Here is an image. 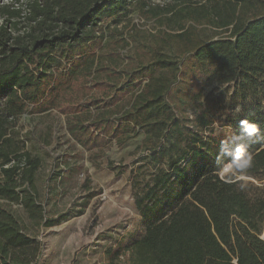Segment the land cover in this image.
Here are the masks:
<instances>
[{
    "label": "trees",
    "instance_id": "16d2710c",
    "mask_svg": "<svg viewBox=\"0 0 264 264\" xmlns=\"http://www.w3.org/2000/svg\"><path fill=\"white\" fill-rule=\"evenodd\" d=\"M54 112L96 169L142 136L129 164L108 163L128 172L141 226L108 264H264V0L0 5V264L42 254L15 206L37 229L58 225L46 206L64 170L39 185L20 124ZM245 119L260 134L243 141L251 166L234 175L221 148Z\"/></svg>",
    "mask_w": 264,
    "mask_h": 264
},
{
    "label": "rangeland",
    "instance_id": "374dc122",
    "mask_svg": "<svg viewBox=\"0 0 264 264\" xmlns=\"http://www.w3.org/2000/svg\"><path fill=\"white\" fill-rule=\"evenodd\" d=\"M153 2L163 4L165 0ZM24 4L25 0H0L1 6ZM130 18L143 30L155 31L153 19L144 20L137 11ZM20 124L31 138L29 147L42 160L39 185L45 187L51 175L64 170L61 191L50 197L46 206L47 216L56 219L58 225L37 229L21 207H14L30 234L42 245L37 264H108L106 252L110 248L127 243L141 233L128 172L118 175L108 163L115 167L129 164L142 136L122 151L112 147L96 169L89 161V154L68 134L64 116L56 112L46 116L26 114ZM217 134L229 136L230 131L221 130ZM229 170L230 166L226 167L223 174Z\"/></svg>",
    "mask_w": 264,
    "mask_h": 264
},
{
    "label": "clouds",
    "instance_id": "9594fccd",
    "mask_svg": "<svg viewBox=\"0 0 264 264\" xmlns=\"http://www.w3.org/2000/svg\"><path fill=\"white\" fill-rule=\"evenodd\" d=\"M259 134L260 128L256 123L249 122L246 119L241 120L240 134L231 138V142L235 146L232 148H228L222 144L221 151L225 157L230 158L229 163L231 164V168L235 170L233 172L234 175L236 174V172L243 173L244 170L251 166V157L246 156L247 144L243 141ZM225 167H227V165H225ZM241 187H243V185H241Z\"/></svg>",
    "mask_w": 264,
    "mask_h": 264
},
{
    "label": "bare ground",
    "instance_id": "6f19581e",
    "mask_svg": "<svg viewBox=\"0 0 264 264\" xmlns=\"http://www.w3.org/2000/svg\"><path fill=\"white\" fill-rule=\"evenodd\" d=\"M229 167V166H228Z\"/></svg>",
    "mask_w": 264,
    "mask_h": 264
}]
</instances>
